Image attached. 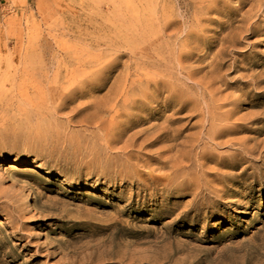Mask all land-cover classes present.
Wrapping results in <instances>:
<instances>
[{
  "label": "rangeland",
  "instance_id": "obj_1",
  "mask_svg": "<svg viewBox=\"0 0 264 264\" xmlns=\"http://www.w3.org/2000/svg\"><path fill=\"white\" fill-rule=\"evenodd\" d=\"M222 1L202 17L208 22L196 39L203 43L184 66L205 67L219 113L234 111L224 125L250 133L204 141L178 160L179 149L163 153L166 146L127 141L147 125L114 136L122 121L105 112L108 92L130 56L117 60L106 86L90 81L54 100L49 72L55 42L81 50L74 38L112 37L108 23L139 30L168 19L177 23L168 32L174 42L187 31L195 11L187 6L196 0H0V264H264V0L243 7ZM253 22L257 28L247 31ZM232 32L237 44L228 48L223 40ZM245 82L254 85L243 91ZM191 115L171 127L181 138L199 133ZM260 115L263 123H254ZM242 117L245 123L236 122ZM229 140L259 149L234 170L216 167L242 156L238 145L216 146ZM174 160L189 168L183 176L172 173ZM165 178L189 190L158 181Z\"/></svg>",
  "mask_w": 264,
  "mask_h": 264
},
{
  "label": "bare ground",
  "instance_id": "obj_2",
  "mask_svg": "<svg viewBox=\"0 0 264 264\" xmlns=\"http://www.w3.org/2000/svg\"><path fill=\"white\" fill-rule=\"evenodd\" d=\"M222 0H196L187 6V11L195 10L185 22L187 31L183 32V37L174 42H170L171 33L177 27V23L168 19L160 21H149L141 24L139 30L133 23L123 24L122 21L108 23V28L115 34L106 37L104 40H81L82 35L74 40L76 43L70 46L55 42L56 50L52 54L53 63L50 70L51 79V98L64 94H76L81 86L92 83L97 89L106 86L108 75L114 70L117 60L127 55L132 59L124 65L123 72L118 75L114 85L108 92V103L105 109L110 121L121 120L122 123L114 126V136L118 138L126 137L129 132H133L137 127L146 126V129L132 133L127 141H140V148H154L156 146H166L163 153H170L176 149L177 159H184L194 147L204 146V141L213 143L217 140L230 138L235 132L250 133L245 126L238 125L228 129L224 123L234 118V111L219 113L221 109L219 101L214 99L213 79L204 85V80L208 74H202L204 68L187 69L184 62L189 59L193 48H198L203 42L196 39V34L200 31V25L208 22L202 19L208 13L219 11L224 7ZM239 6L243 7L249 0H237ZM206 3L214 4L215 9L204 8ZM262 9V4L257 5V12ZM257 25L249 24L247 31H254ZM167 33L169 35H167ZM238 36L233 32L224 37V46L233 48L237 44ZM221 44V41H217ZM104 49V51H100ZM107 52L111 53L107 54ZM61 53L63 58H61ZM91 56H88L90 54ZM86 55V57H85ZM103 59V60H101ZM100 61H102L100 63ZM219 67L224 65L220 63ZM134 67L133 70L131 68ZM208 67L212 68L213 64ZM200 79L195 80L196 77ZM212 76V73L211 75ZM186 83L190 86L187 87ZM193 85V86H192ZM254 85L252 82L243 84V91ZM205 88H204V87ZM209 90V91H208ZM243 95H247L244 93ZM264 97L261 95V98ZM237 102H230L228 105L235 108ZM260 107V103L253 104ZM159 108L160 111H156ZM98 111L99 109L92 108ZM171 112V116L165 117L166 113ZM193 114L192 119L199 118L195 125L199 133L194 138L180 137L177 130L171 129L172 126L185 120L183 113ZM141 114H146L140 117ZM262 115L258 116L254 123L262 124ZM163 122L158 125L157 122ZM154 122V123H153ZM236 122H246L245 118H239ZM253 123V122H252ZM241 126V127H240ZM264 129V127H263ZM259 136L260 131L254 133ZM238 145L242 147V156L234 160L233 165H217L229 170H234L245 160L243 156H248L259 149V144L254 148L247 149L244 142L234 140L216 146ZM264 152V146L262 148ZM177 160H174V162ZM206 161H209L206 159ZM177 161L170 169L175 176H183L189 168ZM202 166H198L200 169ZM164 182L172 190H189V185L184 184L175 187L174 180L165 178L158 180ZM184 191V190H183Z\"/></svg>",
  "mask_w": 264,
  "mask_h": 264
}]
</instances>
